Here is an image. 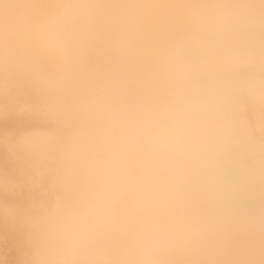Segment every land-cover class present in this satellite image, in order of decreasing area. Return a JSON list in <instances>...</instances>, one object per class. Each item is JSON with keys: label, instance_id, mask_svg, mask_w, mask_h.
Returning <instances> with one entry per match:
<instances>
[{"label": "snow or ice", "instance_id": "1", "mask_svg": "<svg viewBox=\"0 0 264 264\" xmlns=\"http://www.w3.org/2000/svg\"><path fill=\"white\" fill-rule=\"evenodd\" d=\"M0 221L18 264H264V0H0Z\"/></svg>", "mask_w": 264, "mask_h": 264}, {"label": "clouds", "instance_id": "2", "mask_svg": "<svg viewBox=\"0 0 264 264\" xmlns=\"http://www.w3.org/2000/svg\"><path fill=\"white\" fill-rule=\"evenodd\" d=\"M5 227L4 223L0 221V264H18L21 257L15 255V258H13L12 252L4 238Z\"/></svg>", "mask_w": 264, "mask_h": 264}, {"label": "bare ground", "instance_id": "3", "mask_svg": "<svg viewBox=\"0 0 264 264\" xmlns=\"http://www.w3.org/2000/svg\"><path fill=\"white\" fill-rule=\"evenodd\" d=\"M11 239H12V238L10 237V240H11ZM9 246L12 247L13 245L10 244ZM12 255H13V258H15V254H14V252L12 253Z\"/></svg>", "mask_w": 264, "mask_h": 264}]
</instances>
